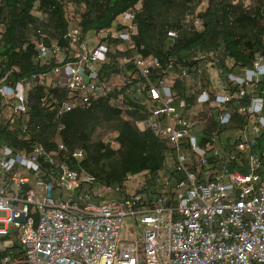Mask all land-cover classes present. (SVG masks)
<instances>
[{
	"label": "built area",
	"instance_id": "1",
	"mask_svg": "<svg viewBox=\"0 0 264 264\" xmlns=\"http://www.w3.org/2000/svg\"><path fill=\"white\" fill-rule=\"evenodd\" d=\"M84 10L65 7L73 61L66 62L58 44L35 42L42 64H58L47 85L68 92L60 113L108 97L126 82L121 75L101 80L99 68L110 37L131 46L134 14L81 42ZM133 63L147 81L158 66L154 58ZM226 67L227 82L204 78V68L195 71L191 110L173 93L172 81H148L156 108L138 125L153 131L167 151L164 172L134 193L71 170L59 135L52 152L40 144L16 150L1 140L0 212L6 216L0 219V264H264V58L257 55L251 68ZM180 73L188 77L189 70ZM123 100L120 95L117 102ZM0 110L10 131H26L27 88L0 82ZM241 117L245 124L227 129ZM73 157L81 160L84 152ZM126 218L133 225L122 239Z\"/></svg>",
	"mask_w": 264,
	"mask_h": 264
},
{
	"label": "trees",
	"instance_id": "2",
	"mask_svg": "<svg viewBox=\"0 0 264 264\" xmlns=\"http://www.w3.org/2000/svg\"><path fill=\"white\" fill-rule=\"evenodd\" d=\"M68 3L85 6L79 24L81 42L114 28L117 18L129 12L134 14L135 31L131 46L109 38L107 60L99 68L101 80L121 75L124 86L108 97L60 113L68 92L47 85L46 77L58 64H42L35 42L56 43L65 51L66 62L73 61L65 16ZM257 55L264 58V0H0V82L23 84L30 105L26 131H10L0 119V141L16 150L40 144L52 152L59 135L67 149L64 162L71 170L124 191L130 178L144 176L145 188L150 187L164 172L167 147L153 131L138 125L156 108L148 81L155 84L170 78L173 93L185 99L191 110L195 98L189 91L198 68L211 64L227 82L228 62L251 68ZM135 57L158 62L148 81L137 75ZM180 68L189 70L188 77L181 75ZM207 73L206 69L204 78ZM120 95L124 100L118 103ZM246 122L241 117L227 129ZM79 150L84 152L81 160L73 157ZM3 255L0 252V259Z\"/></svg>",
	"mask_w": 264,
	"mask_h": 264
},
{
	"label": "rangeland",
	"instance_id": "3",
	"mask_svg": "<svg viewBox=\"0 0 264 264\" xmlns=\"http://www.w3.org/2000/svg\"><path fill=\"white\" fill-rule=\"evenodd\" d=\"M101 38H97V40H100ZM94 48V47H93ZM90 45V48H87L88 51H91L93 49ZM207 72L209 74V77L211 80H213L214 82L218 79V73L216 71V69L214 68L213 65L211 64H208L207 65ZM167 80L169 82H171L172 80L170 78H167ZM199 111V109H196V112ZM143 183H145V177L144 176H138V177H134V178H131L127 181V189H126V192H129V193H134L135 191H139L143 185ZM34 186V189L38 191V194H42L43 195V190H38L35 188V184H33ZM6 216L5 212H0V219L4 218ZM127 224H130V225H133V221L131 218H126L125 219V222H124V225H123V229L121 231V238L123 239L125 237V227ZM0 228H3V225L0 224Z\"/></svg>",
	"mask_w": 264,
	"mask_h": 264
}]
</instances>
